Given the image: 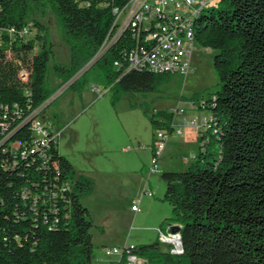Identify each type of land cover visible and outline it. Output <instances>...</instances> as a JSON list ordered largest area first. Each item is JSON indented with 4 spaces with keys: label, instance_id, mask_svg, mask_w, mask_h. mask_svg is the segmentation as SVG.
Returning <instances> with one entry per match:
<instances>
[{
    "label": "trees",
    "instance_id": "obj_1",
    "mask_svg": "<svg viewBox=\"0 0 264 264\" xmlns=\"http://www.w3.org/2000/svg\"><path fill=\"white\" fill-rule=\"evenodd\" d=\"M129 1L0 0V264H92L94 224L81 200L94 182L54 139L41 144L31 129L54 92L47 84L52 43L35 13L50 6L73 42L70 67H53L60 85L93 59L114 102L154 92L172 76L131 63L132 52L147 48L142 32L129 26L114 38L116 10ZM219 3L194 32L199 46L215 51L218 88L190 100L210 115L208 126L193 160L160 175L171 215L159 228L181 226V252L164 250L158 239L133 245L149 264H264V0ZM144 113L153 136L171 135L173 111ZM125 260L123 253L118 264Z\"/></svg>",
    "mask_w": 264,
    "mask_h": 264
},
{
    "label": "rangeland",
    "instance_id": "obj_2",
    "mask_svg": "<svg viewBox=\"0 0 264 264\" xmlns=\"http://www.w3.org/2000/svg\"><path fill=\"white\" fill-rule=\"evenodd\" d=\"M219 1L212 0L205 13L219 8ZM35 16L46 25L53 51L47 84L54 89L49 98L55 97L41 109V119H50L49 124L57 131L59 152L94 182L93 192L81 200L94 224L92 264H116L120 255H106L104 247L151 243L158 239L162 220L171 215L170 204L162 199L165 183L160 175L163 171L184 169L183 154L193 149L192 138L186 145L183 143L186 136L194 135L198 143V134L190 133L184 120L206 113L189 108L188 102L194 95H206L218 88L213 67L215 51L196 43L191 70L186 76L172 74L154 92L124 93L112 102L104 67L91 65L93 59L60 85L62 77L53 67L55 64L70 67L73 42L65 36L50 6L38 9ZM75 80L76 85L70 87ZM177 107L185 110L183 114L175 113L174 119L176 130L182 128V135L171 133L158 163L159 171L149 174L153 129L144 109L174 111ZM143 184L151 196L142 192ZM132 204H138L140 210L132 211ZM168 246L162 243L164 250Z\"/></svg>",
    "mask_w": 264,
    "mask_h": 264
},
{
    "label": "built area",
    "instance_id": "obj_3",
    "mask_svg": "<svg viewBox=\"0 0 264 264\" xmlns=\"http://www.w3.org/2000/svg\"><path fill=\"white\" fill-rule=\"evenodd\" d=\"M212 0H130L121 10L117 11V30L114 38L127 27H132L143 33V42L147 48H141V54L132 52L130 61L133 65H143L155 73H170L186 76L191 70V57L195 50V25L197 20L205 13L208 4ZM13 32V30H11ZM24 32H26L24 30ZM27 33V32H26ZM113 38V39H114ZM63 89H60L62 91ZM47 99L45 104L52 98ZM190 109H195L192 101L188 102ZM184 108H176L174 113H184ZM210 115L200 114L195 119H185L184 126L192 128L198 134L208 126ZM31 129L35 138L45 144L49 138L57 142V131L51 127L48 121L39 117L31 118ZM173 124V132L181 134L180 128L176 131ZM172 132V133H173ZM169 136L162 130H155L153 145L151 148L152 158L149 174L159 171L158 163L161 153ZM144 193L151 196V191L144 189ZM132 211L140 210L138 204L131 206ZM171 225L167 224L164 229L159 228L158 240L171 246L172 253H180V234L171 232ZM133 245H125L122 248L104 247L106 255L126 254V264H149L148 261L131 252ZM119 261L116 263L118 264Z\"/></svg>",
    "mask_w": 264,
    "mask_h": 264
},
{
    "label": "crops",
    "instance_id": "obj_4",
    "mask_svg": "<svg viewBox=\"0 0 264 264\" xmlns=\"http://www.w3.org/2000/svg\"><path fill=\"white\" fill-rule=\"evenodd\" d=\"M175 119V118H174ZM47 121H49L50 122V119H46ZM176 120H174V125L176 126L177 124H176V122H175ZM189 132L191 131V132H195V130H193L192 128H189V127H185ZM182 128H181V135H182ZM190 132V133H191ZM190 133H188V134H190ZM189 138H192L191 139V149H192V151L189 153V151H187V152H184V154H183V156H185L184 157V159L182 160V163L184 164L183 166V168H185L189 163H190V161L191 160H193V158H194V156H195V154L197 153V150H198V143H197V141H196V138H195V136L194 135H190V136H186L185 138H184V140H183V143L185 144L186 143V141L189 139ZM169 140V139H168ZM168 140H167V142H168ZM167 142H166V145H165V147H164V149H163V151H162V153H164V151L166 150V147L168 146V144H167ZM186 145V144H185ZM184 146V145H183ZM194 147L196 148V149H194ZM161 153V154H162ZM190 154H192V155H190ZM161 157V156H160ZM159 160H160V158H159ZM171 168H176V167H171ZM143 189H142V192H144V189H145V184H143V187H142ZM133 205V204H132ZM131 205V206H132ZM166 218V217H165ZM168 224H171V223H168ZM173 224V223H172ZM132 245V244H131ZM123 246H125V245H123Z\"/></svg>",
    "mask_w": 264,
    "mask_h": 264
},
{
    "label": "water",
    "instance_id": "obj_5",
    "mask_svg": "<svg viewBox=\"0 0 264 264\" xmlns=\"http://www.w3.org/2000/svg\"><path fill=\"white\" fill-rule=\"evenodd\" d=\"M180 228H181L180 225H178V224H172L171 225V232H178V233H180ZM180 246H182L181 241H180Z\"/></svg>",
    "mask_w": 264,
    "mask_h": 264
}]
</instances>
